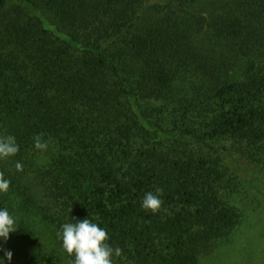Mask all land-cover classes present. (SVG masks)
Wrapping results in <instances>:
<instances>
[{"label":"trees","instance_id":"trees-1","mask_svg":"<svg viewBox=\"0 0 264 264\" xmlns=\"http://www.w3.org/2000/svg\"><path fill=\"white\" fill-rule=\"evenodd\" d=\"M4 135L20 150L0 160L18 228L3 264L17 242L25 264H69L57 232L85 218L114 264H199L240 224L232 188L259 181L264 0H0Z\"/></svg>","mask_w":264,"mask_h":264},{"label":"rangeland","instance_id":"rangeland-1","mask_svg":"<svg viewBox=\"0 0 264 264\" xmlns=\"http://www.w3.org/2000/svg\"><path fill=\"white\" fill-rule=\"evenodd\" d=\"M48 150L41 153L44 159H38L39 166L50 156ZM248 166L253 168L259 181L254 185L241 182L231 191L230 203L241 215L240 224L226 239L206 249L199 264H264V159L257 165L249 163ZM38 230L43 249L49 252L55 246L50 238L51 231L46 226H39ZM4 244L7 247L9 243ZM10 250L13 256L11 261L7 260L9 264L26 263L20 242Z\"/></svg>","mask_w":264,"mask_h":264},{"label":"clouds","instance_id":"clouds-1","mask_svg":"<svg viewBox=\"0 0 264 264\" xmlns=\"http://www.w3.org/2000/svg\"><path fill=\"white\" fill-rule=\"evenodd\" d=\"M43 136L44 134L40 133L34 137V146L38 150L46 151L49 145ZM19 150L15 136H0V160L7 161L16 156ZM16 168L21 170L22 165L17 162ZM10 187L11 181L0 171V193L7 194ZM161 194L160 188H156L155 193L147 192L142 200V208L153 214L159 213L163 208ZM74 220V223H64L57 232V237L62 240L63 250L72 258L69 264H114V257H120L122 250L119 247L114 248L109 243L107 230L90 218ZM17 229L16 218L8 209L0 210V239L7 242L10 234ZM5 256L11 261L13 253L5 251ZM0 264L3 262L0 261Z\"/></svg>","mask_w":264,"mask_h":264}]
</instances>
